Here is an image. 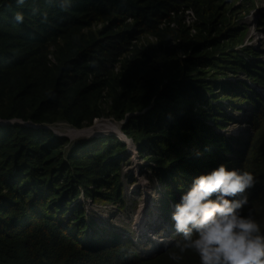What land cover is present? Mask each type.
<instances>
[{
  "label": "trees",
  "instance_id": "1",
  "mask_svg": "<svg viewBox=\"0 0 264 264\" xmlns=\"http://www.w3.org/2000/svg\"><path fill=\"white\" fill-rule=\"evenodd\" d=\"M62 2L0 0V121L21 120L35 126L66 121L81 128L105 115L100 102L107 87L112 100L109 113L116 120L143 113L132 119L125 133L141 154L160 164L158 176L169 187L182 180L188 183L181 189L186 192L200 176L195 169L234 164L226 156L233 153L230 142L216 131L228 117L216 104L219 100L208 104L211 113L193 109L197 102L203 107L209 103L214 87L245 94L233 97L236 100H252L228 83L205 81L213 71L233 68L226 67L232 60L227 53L210 60L200 57L208 47L213 54L222 49L208 39L218 21L217 12L208 16V0H70L65 8ZM178 4L193 9L198 19L194 27L182 24L179 15L170 16ZM17 13L23 15V22L15 20ZM127 19H133L134 30L125 25ZM95 22H109L111 27L102 37L86 33ZM163 22L167 28L159 29ZM135 29L157 35L163 54L153 48H132ZM164 44L169 47L163 48ZM52 45L58 49L59 64L54 68L48 60ZM179 50L192 53L193 59L186 64ZM124 53L127 57L114 77L113 67ZM255 79L264 85V71ZM258 98L249 102L255 110L264 105ZM206 117L217 123L204 122ZM65 142L45 128L0 123V264H199L191 250L180 253L176 247L182 236L172 221L176 243L156 260L139 257L119 236L106 238L94 229L91 237L86 213L77 203L72 208V203L81 188L95 198V183L98 188L113 185L116 191L107 199L121 201L116 166L128 156L127 146L115 137L97 138L95 147L78 145L66 159ZM247 148L238 153L235 166L253 173L256 184L245 193L248 203L241 214L249 213L264 233V120L252 149ZM195 151L203 152L206 159L193 156ZM254 206L258 214L250 213ZM245 209L249 212L243 214ZM68 211L80 221L72 229L63 223ZM85 235L92 243L89 247L81 243ZM173 254L180 259H171Z\"/></svg>",
  "mask_w": 264,
  "mask_h": 264
},
{
  "label": "rangeland",
  "instance_id": "2",
  "mask_svg": "<svg viewBox=\"0 0 264 264\" xmlns=\"http://www.w3.org/2000/svg\"><path fill=\"white\" fill-rule=\"evenodd\" d=\"M199 1L202 2L204 0ZM208 1L210 2L208 7L206 6V10L209 11L208 16L212 11L218 14V21H216L218 31L215 30L208 39H210V41H217L215 44L221 45L222 49L213 54V49L208 47L203 51L200 57L204 55V58L210 60L213 59V57L219 58L220 55L224 56L222 54L227 53L232 60L228 61L230 65L226 67L233 68L219 71L215 70L216 72H211L205 81L209 83H213L214 81L228 83L232 88L239 89L251 96V101L258 102V96L264 97V89H262L264 85L256 83L255 79L258 73L264 71V0ZM175 15H179L182 24L189 28L197 24V16L194 14L191 7L178 4L176 5L175 11L172 12L170 16L173 17ZM125 25L133 27L134 30L133 19H127ZM110 27L111 24H109V22H95L87 26L86 33H93L97 37H102V35L109 31ZM160 27H164L163 29H165L167 28V24L163 22V24L158 26L159 29ZM135 30L136 31L133 32L132 35V48H138L139 50L153 48L158 51V53L163 54V50L160 49L161 40L157 35L137 31V29ZM175 44H177V42L173 43V45ZM163 46V48L169 47L166 46V44ZM57 52V47L52 45L48 56L49 66H52V68L59 64ZM178 53L181 60L186 61V64L190 59H193L192 53L188 54L187 51L182 50H179ZM207 53L211 54V56L206 55ZM126 57L127 55L124 53L118 58L119 62L113 67L112 75L114 77H117L116 75L120 72L121 68L120 62ZM220 66L224 68L222 65ZM89 78L93 80V75H90ZM218 88L219 87H214L215 93L214 91L212 92L209 103H204L206 105L203 107L200 105L197 106L199 103L197 102L196 105H193V109L198 112L207 110L211 113L213 110L209 108L208 104L214 105L215 102H217L216 100H219L216 104H218L220 111L222 110V112L228 115L226 120L222 122L225 124V128L220 132L223 134V137L228 139V142H230L233 147V153H227L226 156L234 165L231 166L228 164L227 167L229 170L237 169L235 164L239 160L237 154L240 151H238V149L241 148V151H244L246 145L248 146L247 151L252 149L253 138L264 116H262L263 108L259 110L256 108L255 110L254 106L249 104L251 101L234 99L233 97H238V95L245 96V94L239 93L240 91L234 93L228 88L226 92L220 91ZM253 91H256L257 95H254ZM107 94L108 88L105 87L101 91L103 99L100 102L101 108L105 111V115L94 118L90 124L85 123L81 128H77L66 121L46 123L40 126H35L31 122H24L21 120L12 122L0 121V123L3 125L17 123L25 127L34 126L50 130L56 137L66 140L62 148V152L66 159L69 158V154L78 145L88 144L89 148L95 147L97 144H92L97 138H118L119 136L121 141H125L128 156H122L121 162L116 166V179L120 182L117 190L120 191L122 203L117 199H107L108 194L115 193L116 191L113 185L109 184L98 188L95 183L93 189H98L95 192V198L89 195L85 188H81L80 195H78L79 198L72 203V208L76 203L83 208L82 210L86 213L85 222L91 237L94 235V229H98L106 238L120 236L129 241L128 243L131 249L135 250L139 257L150 260L156 257V260L161 252L166 249L169 250V248L176 243V240L170 236L172 232L169 225L171 217L168 214L173 211L172 208H174V205L180 202L184 194L181 189H186L188 183L185 184L184 181L180 180L179 183H175L173 186L169 187V182L163 181L166 179H162L160 175L158 176L160 171L159 167H161L160 164L156 162V160L154 161V157L141 154L135 145V141L125 133V128L131 126L130 122L132 119L143 113L127 115L124 121L116 120L109 113L112 100ZM224 95L230 96L231 100L225 99ZM183 107H186V104H184ZM203 119L204 122L208 124L215 125L217 123V119L208 117ZM221 119L223 118L221 117ZM217 133L222 137L219 132ZM226 152L227 151H224V153ZM194 154L192 155L201 156L203 160L206 159L203 152L195 151ZM186 167H188V165ZM190 167L191 166H189V169L191 170ZM200 168L199 171L195 169L194 173L201 175L211 172L209 169ZM114 177V173L110 174V178ZM166 206L170 208L167 213L165 212ZM257 209L258 207L254 206V208H251L252 211L250 213L255 212L258 214L259 210L257 211ZM248 212L249 211L245 209L243 214ZM154 214L156 219L158 218L159 221L164 222L163 226L159 227L160 230L157 231L156 234L151 232H149L150 234L147 233L151 237L146 236V233L143 237H140L139 234L152 226L150 223L154 219ZM248 215L250 214L248 213ZM76 218V215H71V211H68L65 218H63V223L65 226L69 224V226H71L70 229H72L80 223ZM158 226H160V224H157V227ZM87 236L88 235L82 236L80 239L84 246L89 247L92 243H90V238H87ZM195 254L196 253L192 251V255L195 256ZM196 256L198 257L197 254Z\"/></svg>",
  "mask_w": 264,
  "mask_h": 264
},
{
  "label": "clouds",
  "instance_id": "3",
  "mask_svg": "<svg viewBox=\"0 0 264 264\" xmlns=\"http://www.w3.org/2000/svg\"><path fill=\"white\" fill-rule=\"evenodd\" d=\"M18 2L23 4L24 0ZM69 6L70 0H63L61 3L62 8ZM14 18L17 22H23V15L20 13ZM253 93L257 95L256 91ZM260 98L264 100V97ZM262 112L263 116L264 105ZM263 120L264 116L261 122ZM224 128L225 126L216 131L224 140H228L220 132ZM255 139L256 135L252 145ZM238 151L243 152L241 148ZM236 168L229 170L226 165L221 164L215 169H209L211 172L195 178L191 188L183 192L180 202L168 214L171 217V231L173 232L172 221L175 231L182 236L176 247L180 253L189 250L195 252L199 257V264H264V233L261 226L251 215L241 214L248 203L245 193L255 187L256 177L245 171L244 166ZM157 224L161 227L164 222L157 223L154 214L150 223L152 226L145 231L156 234L159 228ZM172 232L170 236L173 238ZM146 236L151 237L148 234ZM171 259L179 260L180 256L173 254Z\"/></svg>",
  "mask_w": 264,
  "mask_h": 264
},
{
  "label": "bare ground",
  "instance_id": "4",
  "mask_svg": "<svg viewBox=\"0 0 264 264\" xmlns=\"http://www.w3.org/2000/svg\"><path fill=\"white\" fill-rule=\"evenodd\" d=\"M121 136H122V135H121ZM156 222H157V223L160 222V221L158 220V218L156 219ZM158 227H159V226H158ZM159 230H160V228H158L157 231H159ZM145 233H146V234H147V233L150 234L148 231H144L143 233L139 234V236H140V237H143V235H144ZM156 233H157V232H156Z\"/></svg>",
  "mask_w": 264,
  "mask_h": 264
}]
</instances>
